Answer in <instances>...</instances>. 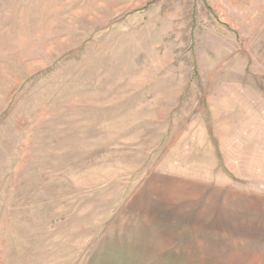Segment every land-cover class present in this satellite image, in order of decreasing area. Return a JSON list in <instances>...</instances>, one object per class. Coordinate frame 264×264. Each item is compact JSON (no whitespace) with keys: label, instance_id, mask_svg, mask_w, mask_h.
<instances>
[{"label":"rangeland","instance_id":"obj_1","mask_svg":"<svg viewBox=\"0 0 264 264\" xmlns=\"http://www.w3.org/2000/svg\"><path fill=\"white\" fill-rule=\"evenodd\" d=\"M244 158L264 186V0H0V264L176 253L241 198L177 184Z\"/></svg>","mask_w":264,"mask_h":264},{"label":"crops","instance_id":"obj_2","mask_svg":"<svg viewBox=\"0 0 264 264\" xmlns=\"http://www.w3.org/2000/svg\"><path fill=\"white\" fill-rule=\"evenodd\" d=\"M238 116L236 119L242 121L240 117H244V112H239ZM241 126L244 128L243 122ZM242 133L244 132H239V135ZM228 148L231 147L225 145L223 151L227 152ZM225 166L230 167L227 163ZM252 167L249 166V162L246 165L244 158V177H239V171H232L237 178H244V183L258 184L251 189L246 187L242 189L226 183L210 184L203 181H193L187 185L177 184L181 189V194L177 193V195H198L205 200H211L214 197L227 199V195H241V198L238 209L225 207L220 210L221 213L217 209L215 213L200 211L204 216L203 222L196 220L198 210L195 209L192 213L193 219L191 218L193 220L192 229L187 232L191 233V236L184 233L190 241L182 240L180 243L182 246L175 247L176 253L170 252L169 238L165 236L160 239H166V244L154 241L153 244L157 243V245L146 248L144 252L137 248H130V251L124 249L122 252L114 247L109 254L110 258H107V253H105L106 258L98 256L92 259L96 262L91 261L90 264H264V186L260 185L262 180H253V175H251L253 172L250 169ZM162 180L154 182L164 184ZM164 195L176 194L164 193ZM197 205L200 207L199 204ZM180 237L182 235L177 238ZM104 260L112 262L103 263Z\"/></svg>","mask_w":264,"mask_h":264}]
</instances>
